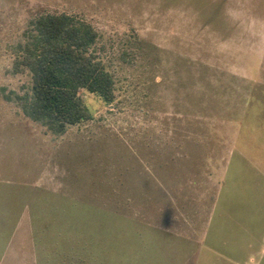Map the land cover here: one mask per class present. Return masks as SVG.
Masks as SVG:
<instances>
[{
    "label": "rangeland",
    "instance_id": "rangeland-1",
    "mask_svg": "<svg viewBox=\"0 0 264 264\" xmlns=\"http://www.w3.org/2000/svg\"><path fill=\"white\" fill-rule=\"evenodd\" d=\"M46 12L90 24L115 81L111 104L81 90L93 118L59 137L3 98L29 84L14 47ZM221 217L263 221L222 242ZM263 250L264 0H0V264H259Z\"/></svg>",
    "mask_w": 264,
    "mask_h": 264
},
{
    "label": "trees",
    "instance_id": "trees-1",
    "mask_svg": "<svg viewBox=\"0 0 264 264\" xmlns=\"http://www.w3.org/2000/svg\"><path fill=\"white\" fill-rule=\"evenodd\" d=\"M96 30L65 13H42L28 22L14 47L12 72L26 74L29 84L19 94H3L24 117L51 135L90 121L92 112L80 96L86 91L111 104L115 98L113 75L99 59Z\"/></svg>",
    "mask_w": 264,
    "mask_h": 264
},
{
    "label": "crops",
    "instance_id": "crops-1",
    "mask_svg": "<svg viewBox=\"0 0 264 264\" xmlns=\"http://www.w3.org/2000/svg\"><path fill=\"white\" fill-rule=\"evenodd\" d=\"M227 221H228V223H227ZM262 221L263 220H261V218L260 219H257V220L256 219H253V218L252 219H250V218H246V219H244V218H239V219L236 218V221L235 222L234 221H230L229 222V220H224V218L221 217L219 220H217V222H215L216 223L215 226L218 225L220 227V233L218 234L219 236L218 235L217 236L219 237L220 241L224 242V241H226V239H225V237H226L225 236L226 235L225 232L227 230L226 229V226L227 227L229 226V228L230 227L232 228V227H235V224H236V225H243L244 227H245V225H248V226H251V228H252L253 226H261L262 225ZM236 228H237V226H236ZM236 228H234V230ZM255 233H256V231H255ZM256 235H257V233H256ZM262 254H263L262 255L263 256V259H262V256H261L260 257V260H259V264H264V250H263V253Z\"/></svg>",
    "mask_w": 264,
    "mask_h": 264
}]
</instances>
